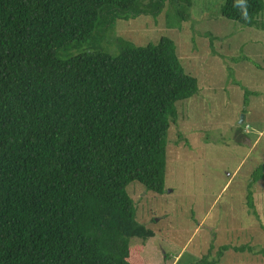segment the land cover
I'll return each mask as SVG.
<instances>
[{
  "label": "trees",
  "instance_id": "1",
  "mask_svg": "<svg viewBox=\"0 0 264 264\" xmlns=\"http://www.w3.org/2000/svg\"><path fill=\"white\" fill-rule=\"evenodd\" d=\"M166 2L183 17L173 0H0V264H149L129 245L153 233L126 186L164 193L169 123L197 81L166 37L116 56L58 54L101 20ZM233 4L223 18L259 27L264 0H248V22Z\"/></svg>",
  "mask_w": 264,
  "mask_h": 264
},
{
  "label": "rangeland",
  "instance_id": "2",
  "mask_svg": "<svg viewBox=\"0 0 264 264\" xmlns=\"http://www.w3.org/2000/svg\"><path fill=\"white\" fill-rule=\"evenodd\" d=\"M223 1L173 0L182 18L166 2L111 25L101 20L58 54L116 56L120 43L144 47L166 37L197 81L169 123L164 193L126 186L136 222L153 233L129 245L143 246L149 264H264V169L252 183L264 167V14L259 27H246L220 15Z\"/></svg>",
  "mask_w": 264,
  "mask_h": 264
},
{
  "label": "clouds",
  "instance_id": "3",
  "mask_svg": "<svg viewBox=\"0 0 264 264\" xmlns=\"http://www.w3.org/2000/svg\"><path fill=\"white\" fill-rule=\"evenodd\" d=\"M233 6L240 9V18L244 22L250 21L251 17L248 13V0H234Z\"/></svg>",
  "mask_w": 264,
  "mask_h": 264
}]
</instances>
